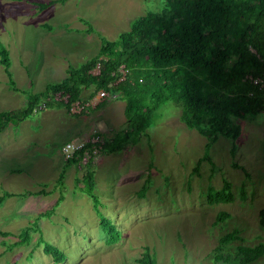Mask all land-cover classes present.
<instances>
[{
    "label": "rangeland",
    "instance_id": "1",
    "mask_svg": "<svg viewBox=\"0 0 264 264\" xmlns=\"http://www.w3.org/2000/svg\"><path fill=\"white\" fill-rule=\"evenodd\" d=\"M61 1L0 0V42L11 60L9 74L0 65V114H19L30 95L71 69L106 59L102 39L116 41L133 20L164 7V0ZM100 90L82 87L79 101L90 106L80 114L52 103L0 128V196L9 194L0 204V264H138L145 248L157 264H238V246L264 245V110L232 118L234 141L188 129L180 108L167 103L155 126L133 136L120 93L99 101ZM92 129L106 140L104 152L87 163L65 160L71 134L73 144H84ZM205 154L209 161L194 172ZM211 190L232 201L208 203ZM220 213L229 218L216 222ZM99 214L119 231L116 243H106ZM26 229L29 240L16 245ZM234 231L235 240L220 243ZM44 242L65 260L54 262ZM251 264H264V254Z\"/></svg>",
    "mask_w": 264,
    "mask_h": 264
},
{
    "label": "trees",
    "instance_id": "2",
    "mask_svg": "<svg viewBox=\"0 0 264 264\" xmlns=\"http://www.w3.org/2000/svg\"><path fill=\"white\" fill-rule=\"evenodd\" d=\"M99 47L100 55L106 59L95 58L78 69H71L62 82L48 87L44 93L30 95L26 108L19 114H0V128L31 115L33 107L49 93L63 91L70 95V101H76L82 87L87 85L109 90V83L115 79L111 74L122 65L129 69V74L114 91L125 102L124 116L133 136L155 126L157 111L167 103L180 108V121L188 129L234 141L239 132L232 118L264 110L261 94L244 81L247 75L257 77L262 73L264 0H164L161 12H150L133 20L129 31L113 42L102 39ZM98 63L100 73L89 74ZM0 65L9 74L11 60L1 42ZM203 160L209 161L207 154L198 160L194 172ZM91 180L92 174L88 173L86 192L96 206L98 199L93 194ZM8 196V193L0 196V204ZM232 198L224 191L208 193L210 204L231 202ZM227 218L228 214L220 213L216 222ZM99 220L108 236L106 243H116L119 231L101 214ZM259 224L264 228V208L259 212ZM236 234L234 231L225 235L220 243L235 240ZM0 235L6 234L0 231ZM20 237L16 245L29 240V230L22 231ZM43 251L56 263L65 260L63 252L53 244L44 242ZM263 254V244L238 246L235 253L238 264H251ZM138 264H157L156 257L145 248Z\"/></svg>",
    "mask_w": 264,
    "mask_h": 264
},
{
    "label": "built area",
    "instance_id": "3",
    "mask_svg": "<svg viewBox=\"0 0 264 264\" xmlns=\"http://www.w3.org/2000/svg\"><path fill=\"white\" fill-rule=\"evenodd\" d=\"M249 50L256 54V52L249 48ZM100 72L101 65L98 63L95 67ZM129 74V69L125 66H120L115 73L111 74L112 80L108 89H102L97 95L99 101L107 100L109 98L116 99L118 97L117 93L114 91V88L122 81L125 80L126 76ZM244 81H248L254 86L258 93L261 94V98L264 99V62L262 67L261 75L253 77L247 75L244 78ZM252 96V94H250ZM52 103H61L66 106L69 112L73 115L82 113L90 104H84L79 100L70 101V95L63 91L56 93H49L38 102L32 110V113H38L43 111L46 107ZM106 140L104 139L102 133L96 129H92L89 140L84 144L75 145L72 142L67 143L62 148V154L65 160H83L84 163H87L89 160H94L99 157L105 150Z\"/></svg>",
    "mask_w": 264,
    "mask_h": 264
},
{
    "label": "crops",
    "instance_id": "4",
    "mask_svg": "<svg viewBox=\"0 0 264 264\" xmlns=\"http://www.w3.org/2000/svg\"><path fill=\"white\" fill-rule=\"evenodd\" d=\"M52 116H55V113H54V115H52ZM73 137H71L70 139H71V141L70 142H72V140H74L75 139V136L73 135V134H71ZM69 139V140H70Z\"/></svg>",
    "mask_w": 264,
    "mask_h": 264
}]
</instances>
